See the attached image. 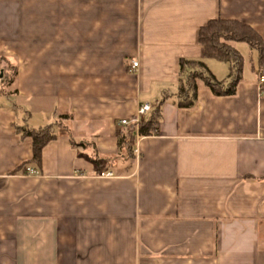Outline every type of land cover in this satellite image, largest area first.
<instances>
[{"label": "crops", "instance_id": "obj_1", "mask_svg": "<svg viewBox=\"0 0 264 264\" xmlns=\"http://www.w3.org/2000/svg\"><path fill=\"white\" fill-rule=\"evenodd\" d=\"M217 18L264 40V0H0V264H264L258 53L234 96L178 106L181 59L229 82L198 41ZM17 127L56 135L40 177Z\"/></svg>", "mask_w": 264, "mask_h": 264}, {"label": "trees", "instance_id": "obj_2", "mask_svg": "<svg viewBox=\"0 0 264 264\" xmlns=\"http://www.w3.org/2000/svg\"><path fill=\"white\" fill-rule=\"evenodd\" d=\"M199 44L204 50L205 59H213L229 65L228 83L218 81L209 71L204 61L180 60V68H190L192 71L179 80V101L181 109L193 108L198 100V83L202 82L216 97L234 96L238 85L242 81L244 72V57L232 44L244 43L258 53V74L264 78V40L251 26L238 20L212 19L200 28ZM165 99L159 102L154 115L129 126L127 133L119 139V146H126L129 152L133 151L137 136H151L157 132L160 107ZM22 139H29L32 145V158L24 163L20 170L28 165L41 169L45 147L56 139V135L49 129L29 130L23 127L16 128ZM19 171V170H18ZM16 171V172H18Z\"/></svg>", "mask_w": 264, "mask_h": 264}, {"label": "built area", "instance_id": "obj_3", "mask_svg": "<svg viewBox=\"0 0 264 264\" xmlns=\"http://www.w3.org/2000/svg\"><path fill=\"white\" fill-rule=\"evenodd\" d=\"M139 67V62H133L131 70L133 72H135ZM150 110V106L149 105H143L140 107V109L138 110L137 116L136 118L131 121L134 124H138L141 119L144 117V115ZM130 122L129 121H122V125H129ZM23 175L25 176H31V177H40V173L36 170L30 169V168H26L25 172L23 173ZM105 175H102V177H104ZM110 175H107V177H109Z\"/></svg>", "mask_w": 264, "mask_h": 264}, {"label": "rangeland", "instance_id": "obj_4", "mask_svg": "<svg viewBox=\"0 0 264 264\" xmlns=\"http://www.w3.org/2000/svg\"><path fill=\"white\" fill-rule=\"evenodd\" d=\"M242 46H244V50L242 49V51H243V57H244V60H245V62H246V65H248V67L249 66H251L252 64L251 63H254L255 61L253 60L252 61V55L250 54V53H254V55H256L257 56V54L255 53V52H253V50H251L249 47H248V45H246V44H243ZM218 65H221L222 67H225V65L224 64H218ZM224 69V68H223ZM220 74V73H219ZM229 75V72H228V74H226L225 72L222 74L221 73V75H218L219 77H217L219 80H225V79H227V76ZM214 76H216V75H214Z\"/></svg>", "mask_w": 264, "mask_h": 264}]
</instances>
